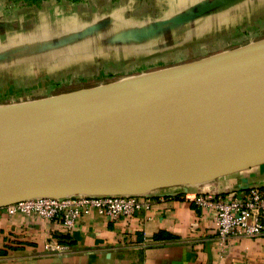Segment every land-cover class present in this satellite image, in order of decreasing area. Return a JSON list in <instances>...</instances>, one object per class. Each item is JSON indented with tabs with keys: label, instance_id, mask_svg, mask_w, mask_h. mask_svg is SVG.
Returning <instances> with one entry per match:
<instances>
[{
	"label": "crops",
	"instance_id": "crops-1",
	"mask_svg": "<svg viewBox=\"0 0 264 264\" xmlns=\"http://www.w3.org/2000/svg\"><path fill=\"white\" fill-rule=\"evenodd\" d=\"M211 1L0 0V106L14 91L51 98L264 38V0H233L183 20ZM245 180L264 184V164L208 188L235 189ZM144 202V210L115 221L92 211L71 231L60 220L0 209V264H264V234L222 244L210 210L179 196ZM61 236L68 249L47 251Z\"/></svg>",
	"mask_w": 264,
	"mask_h": 264
},
{
	"label": "water",
	"instance_id": "water-1",
	"mask_svg": "<svg viewBox=\"0 0 264 264\" xmlns=\"http://www.w3.org/2000/svg\"><path fill=\"white\" fill-rule=\"evenodd\" d=\"M232 1L207 2L183 20ZM38 103V115L0 116L12 123L0 136V209L37 198L189 193L264 164V38Z\"/></svg>",
	"mask_w": 264,
	"mask_h": 264
},
{
	"label": "built area",
	"instance_id": "built-area-1",
	"mask_svg": "<svg viewBox=\"0 0 264 264\" xmlns=\"http://www.w3.org/2000/svg\"><path fill=\"white\" fill-rule=\"evenodd\" d=\"M217 181V180H216ZM216 181L200 188L197 194L183 193L181 188L161 190L147 196H64L37 198L5 208L9 216L24 214L45 220H60L67 231L92 211L118 220L131 217L146 208L145 200L179 196L212 212L217 224V236L224 244L230 239L256 238L264 234V184H244L235 189L208 188ZM208 188V189H206ZM49 251H64L68 246L52 243Z\"/></svg>",
	"mask_w": 264,
	"mask_h": 264
},
{
	"label": "rangeland",
	"instance_id": "rangeland-1",
	"mask_svg": "<svg viewBox=\"0 0 264 264\" xmlns=\"http://www.w3.org/2000/svg\"><path fill=\"white\" fill-rule=\"evenodd\" d=\"M72 88H69V90H67V93L70 92H76V91H72ZM78 91V90H77ZM11 97V100L9 99L8 103L5 105L0 106V116L1 117H7V116H11V117H16L19 112L22 113V111H29L31 113H36L37 111V115L39 113L38 110H42L43 111V106H37L41 103V102L47 98H43L41 96H33L31 94H27L26 92L24 93H20V92H12L10 96H8V98ZM49 98V97H48ZM2 102H6L5 100L2 99ZM23 104H28V105H24ZM12 107V108H11ZM10 110H12V112L9 114ZM45 110V109H44ZM8 113H5V112ZM49 111V110H46ZM221 179V178H220ZM219 180V179H218ZM52 243H56V242H52ZM51 244L50 242H47L46 245ZM57 244V243H56ZM49 251V250H47ZM51 253H61L63 251H50Z\"/></svg>",
	"mask_w": 264,
	"mask_h": 264
},
{
	"label": "bare ground",
	"instance_id": "bare-ground-1",
	"mask_svg": "<svg viewBox=\"0 0 264 264\" xmlns=\"http://www.w3.org/2000/svg\"><path fill=\"white\" fill-rule=\"evenodd\" d=\"M12 127V123L5 120H0V136L7 133Z\"/></svg>",
	"mask_w": 264,
	"mask_h": 264
},
{
	"label": "trees",
	"instance_id": "trees-1",
	"mask_svg": "<svg viewBox=\"0 0 264 264\" xmlns=\"http://www.w3.org/2000/svg\"><path fill=\"white\" fill-rule=\"evenodd\" d=\"M27 1H29V0H27ZM58 242L60 244H70V242L68 241V237L67 236L58 237Z\"/></svg>",
	"mask_w": 264,
	"mask_h": 264
}]
</instances>
